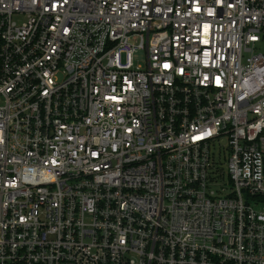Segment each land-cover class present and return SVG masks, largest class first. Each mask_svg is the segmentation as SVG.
I'll list each match as a JSON object with an SVG mask.
<instances>
[{"label": "built area", "instance_id": "2783aa9c", "mask_svg": "<svg viewBox=\"0 0 264 264\" xmlns=\"http://www.w3.org/2000/svg\"><path fill=\"white\" fill-rule=\"evenodd\" d=\"M0 264H264V0H0Z\"/></svg>", "mask_w": 264, "mask_h": 264}]
</instances>
